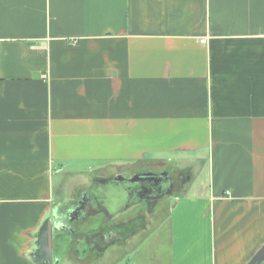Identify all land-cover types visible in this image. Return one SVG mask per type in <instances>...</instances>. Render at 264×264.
Here are the masks:
<instances>
[{
    "label": "crops",
    "instance_id": "0c3cea01",
    "mask_svg": "<svg viewBox=\"0 0 264 264\" xmlns=\"http://www.w3.org/2000/svg\"><path fill=\"white\" fill-rule=\"evenodd\" d=\"M67 168L84 182L55 196ZM142 171L177 194L97 188ZM263 246L264 0H0V264H248Z\"/></svg>",
    "mask_w": 264,
    "mask_h": 264
},
{
    "label": "flooded vegetation",
    "instance_id": "af4514ba",
    "mask_svg": "<svg viewBox=\"0 0 264 264\" xmlns=\"http://www.w3.org/2000/svg\"><path fill=\"white\" fill-rule=\"evenodd\" d=\"M142 171L135 174L124 175L126 178H131L137 174L140 175H153L149 177L143 176L138 182L128 183L127 180H113L107 178L103 180L98 188H126L133 196L146 197L149 202H155L156 197L160 194H168L170 189L174 186V178L169 175H159L156 172ZM119 185V187L115 186ZM128 192V193H129ZM100 195V194H99Z\"/></svg>",
    "mask_w": 264,
    "mask_h": 264
},
{
    "label": "rangeland",
    "instance_id": "374dc122",
    "mask_svg": "<svg viewBox=\"0 0 264 264\" xmlns=\"http://www.w3.org/2000/svg\"><path fill=\"white\" fill-rule=\"evenodd\" d=\"M84 176L85 175H78L74 172L71 171L70 168L64 169L62 172L58 173L57 175H55L54 178V187L55 188V196H62L63 195V190L64 192L68 193L70 189H74V188H80L79 184L84 182ZM105 178H109V176L105 177ZM179 184V183H178ZM85 188V187H84ZM92 188V187H91ZM173 189V190H172ZM173 194H177V190H175V188H171L170 191ZM175 192V193H174ZM171 195V194H170ZM170 197V196H169ZM168 198V197H167ZM168 203L169 201H167L164 206H160L161 210L158 211L157 216H150L149 214H146V218L149 219V221H151L152 227L150 228V230L152 228H156V224L162 220V218H167V216H169V210H168ZM139 207H142L139 205ZM138 207V208H139ZM137 208V209H138ZM154 220H153V219ZM162 229H166V225L162 226ZM156 235L157 232L156 230L151 234L150 238L147 240L148 242L153 241L156 239ZM141 241V240H140ZM139 241V242H140ZM138 244V243H137ZM146 249H148V246L146 247ZM143 252V249H141V253Z\"/></svg>",
    "mask_w": 264,
    "mask_h": 264
},
{
    "label": "water",
    "instance_id": "95a60500",
    "mask_svg": "<svg viewBox=\"0 0 264 264\" xmlns=\"http://www.w3.org/2000/svg\"><path fill=\"white\" fill-rule=\"evenodd\" d=\"M159 175L165 176V175H167V173L166 172H161V173H159ZM143 176L149 177V176H153V175H140V174H137V175H135V176H133L131 178H126L123 175H119V176L111 177L110 179H113V180H121V181L122 180H127L128 183H135V182H138L141 179H143ZM115 186L119 187V185H115ZM119 188H122V187H119ZM125 190L127 191L126 188H125ZM129 191L130 190L128 188L127 193ZM128 195H129V197L130 196H132L133 198L136 197V196H133L132 194H130V192L128 193ZM108 198L109 199H107V202H109L110 205H112L113 203L116 204L115 201H117V199H118V194H116V193L115 194H112ZM263 260H264V246L257 252V254L252 258V260L248 264H260Z\"/></svg>",
    "mask_w": 264,
    "mask_h": 264
},
{
    "label": "built area",
    "instance_id": "2783aa9c",
    "mask_svg": "<svg viewBox=\"0 0 264 264\" xmlns=\"http://www.w3.org/2000/svg\"><path fill=\"white\" fill-rule=\"evenodd\" d=\"M202 41H205V40H202Z\"/></svg>",
    "mask_w": 264,
    "mask_h": 264
}]
</instances>
